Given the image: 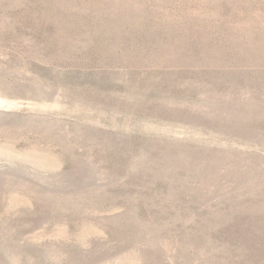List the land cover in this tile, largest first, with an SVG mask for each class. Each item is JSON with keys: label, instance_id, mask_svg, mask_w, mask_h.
<instances>
[{"label": "rangeland", "instance_id": "374dc122", "mask_svg": "<svg viewBox=\"0 0 264 264\" xmlns=\"http://www.w3.org/2000/svg\"><path fill=\"white\" fill-rule=\"evenodd\" d=\"M0 264H264V0H0Z\"/></svg>", "mask_w": 264, "mask_h": 264}]
</instances>
